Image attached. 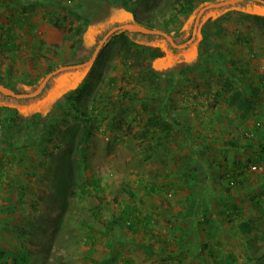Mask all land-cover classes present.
<instances>
[{
	"label": "rangeland",
	"instance_id": "1",
	"mask_svg": "<svg viewBox=\"0 0 264 264\" xmlns=\"http://www.w3.org/2000/svg\"><path fill=\"white\" fill-rule=\"evenodd\" d=\"M223 1L0 0V84L35 92L54 70L89 61L125 21L183 44L200 11ZM256 16L264 18V3L255 0L207 9L184 48L162 34L112 36L100 60L56 74L39 95L0 92V264H187L168 243L158 253L139 226L147 216L158 226L168 205L186 208L165 203L153 181L208 178L200 163L199 171L188 164L205 141L215 145L208 157L216 154L208 174L225 195L239 188V202H221L224 223L256 226L237 250L247 255V246L244 261L264 264V249L250 248L264 234V200L249 187L264 173V23ZM155 47L166 55L154 58ZM253 86L256 108L243 119L229 97Z\"/></svg>",
	"mask_w": 264,
	"mask_h": 264
},
{
	"label": "crops",
	"instance_id": "2",
	"mask_svg": "<svg viewBox=\"0 0 264 264\" xmlns=\"http://www.w3.org/2000/svg\"><path fill=\"white\" fill-rule=\"evenodd\" d=\"M262 130H260V137L262 136L261 139L263 140L264 130ZM253 131L255 132V130ZM184 136L190 138L186 134ZM201 137L203 138V136ZM202 143L204 144L202 156L193 157L192 159L195 161H188L191 166H187L192 170L197 169L199 171L197 162L200 163L202 174L205 172L207 176L209 175L208 178L201 177L199 174H197V179L189 181L178 177L171 178V176L165 178L167 174L162 173L160 170L163 177L153 181L155 190L160 195L159 198L164 200V202L166 201L165 203L169 201L175 204L178 201H185L184 203L187 204L185 209H183V206L179 207L178 203L177 208L174 207V209H171L172 206L168 204L169 210L159 209L162 212V215H159L160 217L162 216V219L159 220V224L157 221L158 226L151 224L150 216L146 217V221L141 220L143 225H140L139 228L144 231V240L152 241L158 253L165 250V247L163 249L162 247L164 243H168L169 249L174 250V254L179 255L180 260L184 257L187 264H259L254 258H251V261L248 262L244 261L251 256L249 251H247L249 250L247 246H245L247 255L242 253L240 248V252L237 250L239 246L247 244V238L244 237L245 234L242 229L238 226L235 228L232 226L226 227L224 223L225 211L221 202L227 200L239 202V194L237 192L239 188L237 186L232 187L230 191L232 193L229 195H225L222 192L220 183L215 181L217 174H208L209 170L213 168V164H210V161L216 154L212 153L211 159L208 156H210V151L214 152L212 147L215 145ZM219 152H222V150ZM158 168H162V165ZM175 169L177 170L176 165L171 167L170 164L166 168L168 174H172ZM189 171L193 174L191 170ZM201 172L196 171V173ZM253 179L251 181L253 185L249 187H254L258 194L256 197L264 200V173L255 175ZM242 189L244 190V188ZM211 205L214 209H210ZM156 216L154 215V217ZM256 229V226H254L250 234L252 235V233L256 232ZM261 235L263 237L264 234L261 233ZM262 237H259L256 241L250 238L252 241L250 248H254V250L264 249V238ZM260 258L264 259V254ZM169 263L177 264L174 260Z\"/></svg>",
	"mask_w": 264,
	"mask_h": 264
},
{
	"label": "trees",
	"instance_id": "3",
	"mask_svg": "<svg viewBox=\"0 0 264 264\" xmlns=\"http://www.w3.org/2000/svg\"><path fill=\"white\" fill-rule=\"evenodd\" d=\"M254 20L256 22H260V23H264V18L260 17V16H256L254 18ZM135 22L132 21H125L122 24H126V23H139L142 24L141 21L139 20H133ZM121 25V24H120ZM146 27L151 28L150 26H147L145 24H142ZM152 29V28H151ZM121 31V32H120ZM115 32L113 35L110 36V38L116 37V36H124L125 38H127L126 40H128L129 36H132L133 34H136L134 32H130V31H125V30H120ZM138 34H143V33H138ZM144 35H150V34H144ZM110 38L105 42V44L103 45L102 49L100 50L97 58L95 61H98L101 59V57L104 55V53L106 52V49L108 47V45H110V42L112 40H110ZM164 55H166V50L162 47H155L152 49V56L154 58H162L164 57ZM60 75H57L56 77H52L50 80H54L57 79V77H59ZM231 83H229V85H227L229 87V91L232 89V85ZM259 92H260V87L258 86H253L251 88L250 91H241V90H234L233 93H231L230 97H229V103L232 107H234L237 111V113L239 114V116L243 119H248L254 112L255 108H256V102H255V98L259 96ZM13 98V97H10ZM152 126H155L156 123H152ZM90 136V133L87 135ZM11 142H10V146H12L13 142L12 140L14 139L13 135L10 136ZM253 222V220L251 221ZM239 227L242 229L243 233L245 235H249L253 226L250 225V221H243L240 223Z\"/></svg>",
	"mask_w": 264,
	"mask_h": 264
},
{
	"label": "water",
	"instance_id": "4",
	"mask_svg": "<svg viewBox=\"0 0 264 264\" xmlns=\"http://www.w3.org/2000/svg\"><path fill=\"white\" fill-rule=\"evenodd\" d=\"M243 0H228V1H223V2H220V3H215V4H211V5H208L206 7H204L200 13L198 14V17L196 19V23L194 25V32H193V35L191 37V39L183 44H177L174 39L172 37H170L169 35L159 31V30H155V29H151L149 27H146L142 24H139V23H126V24H121V25H118L116 27H114L113 29H111L107 34L106 36L104 37V39L102 40V42L100 43V45L98 46V48L96 49L93 57L85 62V63H82V64H77V65H67V66H63V67H60L56 70H54L53 72H51L50 74L47 75V77L45 78V80L41 83V85L39 86V88L33 92V93H30V94H16L12 91V89H10L9 87H6L2 84H0V92L4 95H7V96H13V97H17V98H24V97H35L37 95H39L43 88L45 87V85L47 84V82L53 77L55 76L56 74L58 73H61L63 71H66V70H69V69H77V68H82V67H85V66H88L90 64H92L100 50L102 49L103 45L105 44V42L110 38L111 35H113L115 32L117 31H120V30H125V31H130V32H134V33H143V34H162L164 36H166L168 38V40L170 41V43L175 46V47H178V48H184L186 46H188L195 38V35H196V30L198 27V24H199V20H200V17L201 15L204 13L205 10L207 9H210V8H214V7H219V6H224V5H229V4H234V3H238V2H241ZM256 1H259V2H263L264 3V0H256Z\"/></svg>",
	"mask_w": 264,
	"mask_h": 264
},
{
	"label": "built area",
	"instance_id": "5",
	"mask_svg": "<svg viewBox=\"0 0 264 264\" xmlns=\"http://www.w3.org/2000/svg\"><path fill=\"white\" fill-rule=\"evenodd\" d=\"M252 168H253V169H257V166H253Z\"/></svg>",
	"mask_w": 264,
	"mask_h": 264
},
{
	"label": "bare ground",
	"instance_id": "6",
	"mask_svg": "<svg viewBox=\"0 0 264 264\" xmlns=\"http://www.w3.org/2000/svg\"><path fill=\"white\" fill-rule=\"evenodd\" d=\"M256 1V0H255Z\"/></svg>",
	"mask_w": 264,
	"mask_h": 264
}]
</instances>
